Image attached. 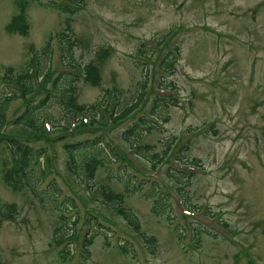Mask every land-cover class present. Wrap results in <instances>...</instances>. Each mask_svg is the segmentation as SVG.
<instances>
[{"label": "rangeland", "instance_id": "1", "mask_svg": "<svg viewBox=\"0 0 264 264\" xmlns=\"http://www.w3.org/2000/svg\"><path fill=\"white\" fill-rule=\"evenodd\" d=\"M53 1L68 7L58 8ZM17 14L16 0H0V99L14 88L2 76L10 68L17 75L32 59L43 72L50 68L49 89L62 74L61 83L74 78L72 87L80 102L105 100L110 92V102H118L119 112L133 103L138 108L117 123L107 115L103 126L96 127L100 130H75L53 147L55 172L49 179L61 188L57 200L62 208L67 198L75 200L76 207L67 205L71 212L60 211L54 201L34 195L30 187L13 190L0 174V203L15 202L19 209L14 220H5L0 227L1 264H240L234 229L245 228L259 210L264 213V0H79L78 4L34 0L25 12L26 34L8 29ZM168 53L176 57L173 74L159 68ZM89 62L99 68L97 86L84 79ZM163 77L173 81L179 105L161 111L163 116L169 113L167 123L152 119L155 128L141 141L150 144L143 149L152 156L163 153L173 140L169 155L153 168L152 162L131 153L121 133L139 117H150ZM32 81L36 85L35 78ZM44 95L45 91L36 99ZM23 103V98L13 99L6 116L13 120ZM61 109L54 104L48 115L60 120ZM103 127L105 142L126 152L128 162L126 167L120 161L109 162L92 183L123 193L119 174L141 170L140 178L144 174L161 178L168 167L182 168L175 155L182 145L188 146L182 151L188 161L183 164H190L194 176L185 178L188 185L182 196L188 198L190 209L169 178L160 179L168 186L169 205L159 215L151 211V199L126 193V209L138 216L148 237H155L153 244L110 206L94 201L88 188L68 171L63 143L93 138ZM10 128L8 124L6 130ZM31 144L39 147L46 141ZM62 213L70 216L64 229L74 240L57 243ZM250 229L244 241H256V257L264 264V225L252 237ZM87 233L94 235V242L85 259L82 242ZM65 241L72 256L62 255Z\"/></svg>", "mask_w": 264, "mask_h": 264}, {"label": "trees", "instance_id": "2", "mask_svg": "<svg viewBox=\"0 0 264 264\" xmlns=\"http://www.w3.org/2000/svg\"><path fill=\"white\" fill-rule=\"evenodd\" d=\"M31 1L34 0H16V5L20 10V14L15 15L9 22L8 29L11 32L21 34L28 33L29 26L25 17V12ZM72 1L74 4L79 3V0ZM53 5L65 10L68 7L67 4H58L54 1ZM65 34V32L61 33L60 37L62 38ZM72 44L73 42L69 38L67 46L71 48ZM175 67L176 57L171 53L166 54L159 62L160 70L169 74H173ZM50 74V68L43 72L40 68L35 67L34 61L31 60L29 67L19 72L17 75H13V69L10 68L7 73L2 76L3 81L8 80L7 84L12 85L14 88L6 92L4 98L0 99V174L3 181L13 190L22 191L26 187H30L34 195H39L41 199L47 197L48 200L54 201V204L60 211L71 212V207L67 205L71 204L76 207L75 200L70 197V200L67 198L65 202H63L65 203V208H62L57 200V197L61 195V188H59L54 178L49 179V175L52 174L53 171L55 172L52 166V160L54 159V154L52 152L53 147L58 140H63V137L68 135V133H72L75 130H100L101 128L98 129L96 127L103 126L104 119L110 118L114 123L123 121L138 107L136 106L137 104L133 103L119 112V109L116 108L118 102L116 101L113 105L110 102L108 96L110 92H107L105 100H98L91 104L80 102L74 87H72L74 78L71 79V83H68L69 79L61 83L59 82L61 74L52 80L51 88L48 89L46 85L48 84V78L51 76ZM84 76V79L88 80L93 85L97 86L100 84L101 75L95 63L89 62L86 64ZM33 78H35L36 85L32 81ZM158 86L167 88L170 92L155 93L152 101L153 104L149 111L150 117H139L121 133L122 140L127 142L132 149L131 153L134 154V156L138 155L152 162L153 168L157 167L156 164L158 162L163 161L164 155L169 152L173 140L168 143L163 153L153 152L152 156L144 153L145 151L143 149V147L150 148V144H142L141 141L147 133L155 128V125L153 123L151 124L152 119L167 123V121H169L167 117L169 113L163 116L161 111L168 110L170 106L179 105L178 98L173 95V89L176 87L172 80L168 82V80L163 77L158 83ZM56 90L57 92H55ZM44 91L45 95L36 99L37 94ZM18 98L24 99L23 107L12 120L6 116L5 111L8 104L13 101V99ZM139 99L137 98L136 100L139 102ZM54 104H60L63 112L62 118L57 121H54L50 115H48V108ZM107 115L108 117H106ZM46 121L52 123L51 130L45 126ZM8 124L11 125V128L6 130L7 128L5 127ZM102 129L101 133L93 138L70 142L65 141L63 143V150L68 156L66 163L68 171H71L74 177L88 188L90 196L94 201L102 202L110 206L128 221L129 225L133 226L137 232H140L149 243H153L155 237H148L145 232H142L138 216L131 210L126 209V193H141L145 198L151 199V211L159 215L167 210L169 205L168 186H164L160 179L169 178L173 180L176 184V191L181 195H185L186 186L188 185L185 178L191 180L194 176L193 171L187 168L173 166L171 168L168 167L161 178L149 177L147 174H144V176L140 178L139 172L141 170L134 171L132 174L130 173L129 176L119 174L118 179L124 184V193L114 190L110 185L101 184L99 186H94L92 181L95 179L99 169L112 161H120L121 167H126L128 162L126 152L111 147L105 142L104 135L107 134V131L104 127ZM53 131L57 132V135H53V133H51ZM42 139H45L46 144L39 147L31 144L32 140L40 141ZM187 148V145H182L177 152L179 154L175 155V159L183 163L188 162L187 159L185 160V155L182 152ZM42 159H44V161ZM189 162L195 165L198 163L194 161ZM70 179L73 178L70 177ZM44 184L46 185V189L42 188V190H40V187ZM188 204L191 206V203L188 202V198L186 197L185 205L189 206ZM18 214L19 209L15 202L0 203V227L3 221L14 220ZM69 219L70 216H68L67 213L61 214V222L56 232L57 243H61L63 240H74L73 234H69V229H64V227L68 225L69 222L66 223V221ZM91 220L92 219H89V222ZM95 220L98 219L96 218L93 220L92 226ZM67 242L69 241H65V249L62 250V255L64 257H66L64 254L73 255V252L68 250ZM93 242L94 235L90 233H87V235L85 234L82 242L85 259L90 256L89 247ZM123 249L127 250L126 247H123Z\"/></svg>", "mask_w": 264, "mask_h": 264}, {"label": "flooded vegetation", "instance_id": "3", "mask_svg": "<svg viewBox=\"0 0 264 264\" xmlns=\"http://www.w3.org/2000/svg\"><path fill=\"white\" fill-rule=\"evenodd\" d=\"M256 210V209H255ZM264 212V211H263ZM261 216V218H260ZM264 225V213H261V210L258 211L257 218L255 220H252L246 227H240L234 229V240L239 242L238 243V248L236 250H240L239 253H242L241 259H240V264L241 261L244 264H248L249 262L255 263V264H263L262 260L259 257H256V249L258 248V244L256 241L251 239V244H248L244 241V238L247 236V230L251 226V237L252 235L258 231L261 226ZM238 253V254H239ZM237 254V255H238Z\"/></svg>", "mask_w": 264, "mask_h": 264}]
</instances>
